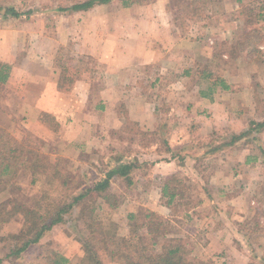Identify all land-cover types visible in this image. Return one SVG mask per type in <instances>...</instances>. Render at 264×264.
<instances>
[{
	"label": "rangeland",
	"instance_id": "rangeland-1",
	"mask_svg": "<svg viewBox=\"0 0 264 264\" xmlns=\"http://www.w3.org/2000/svg\"><path fill=\"white\" fill-rule=\"evenodd\" d=\"M84 1L87 0H0V6L15 7L22 13L32 10L29 16L23 15L18 19L9 17L13 24L19 25L26 31L27 40L32 43L28 51L32 48L33 54L38 56L46 51L54 53L58 39L65 43L69 35L71 42L65 46H58V56L64 60L65 67L82 68L83 64L88 67L90 61L88 62L87 59H94L85 53L76 52L78 47L83 48L80 41L86 39L90 24H98L97 36L102 40L104 37L101 24L110 22L112 13L124 8L122 0H111L106 5L95 6L96 9L91 14L82 13L79 16H72L74 12H59L61 7L70 8ZM262 4L264 0H241L240 3L237 0H141L133 7L148 9L165 6L176 9L180 13L176 18L177 25L182 26V29L178 31L179 35L187 32L184 31L185 25L192 27L197 22L211 21L210 24L214 28L218 27L214 33L209 32L203 35L204 45H209L210 53L214 50L217 58L222 60L221 63L213 65L219 77L226 74L227 69L233 71L234 77L240 76L236 83H233L235 79L229 80L235 90L240 91L242 95L241 107L247 110V113L244 112L247 116L243 117V121L245 118L247 124L253 118L264 122V42L262 40L264 23L258 17ZM196 8L199 11L194 13ZM2 18L0 15L1 20ZM74 22L81 23L83 25L81 30L87 31H78L75 36L72 33L68 34V27ZM198 34L195 33L197 36ZM75 38L77 40L73 41ZM47 39L54 41L51 46L48 45ZM77 59L86 60L77 61ZM75 61L77 64L74 63ZM92 65L95 66L94 62ZM95 67H97L95 70L92 68L95 74H87L91 77L88 80L93 84L92 89L100 88L104 83L103 76L101 78V67L97 64ZM256 68L261 75L259 78L261 80L258 79V75L252 79L249 74H256ZM72 82L69 78L61 87L70 89L73 86ZM255 83L258 84V89L253 90L252 95V90L248 89V92L246 88L256 86ZM260 105L263 111L259 109ZM50 123L54 126L51 128L54 132V136H51V139L54 138L52 141L18 131L8 132L7 140L13 143L12 145L25 146V149L30 151L29 158H34L36 154L43 155L41 159L49 168L51 165H56L55 169L64 173V177L62 174L60 176L69 180L67 188H70L75 195L99 182L102 179L99 173L107 166L115 167L120 164V160H125L134 167H131L130 178L127 180L119 175L112 179V184L107 191L111 196L112 206H105L99 211L98 219L105 229H102L100 234L98 232L95 238L89 235L83 223L84 220H77L78 210L76 209L72 220L54 227L40 244L31 247L18 259H7L6 256L13 245L8 235L20 229L23 218L17 215L6 224H3L0 218V235L6 239L0 241V264H50L56 253L69 258L72 264H79L84 255L83 244L87 241L104 256V264H134V258L121 253V244L115 243L117 238L105 237V235L118 232L119 236H129L128 216L138 213L139 218H143V211H152V209L159 210V216L165 220L167 228L171 227V233L167 234V237L181 235L184 239L187 238L193 249V257L203 261L204 264H232L235 258L234 253L238 254V252L249 256L251 264H261V259L264 260L263 129L258 130L259 133L254 131L240 144L219 150L218 156H213L202 166L197 164L198 171L193 167L191 171L188 170L182 174L181 180L186 186L185 193L190 201V209H187L184 203L188 200L180 199V196L174 201L173 207L159 208L157 198L160 195L162 180L158 182L159 177L156 178L152 174L150 164L136 167L139 164L134 159L135 149L138 146L136 143L124 142L119 134H115L117 135L115 142L109 146L107 144L105 146L107 150L103 151V154L98 153L97 150L93 154L85 150L80 152L78 159L62 158L55 152V143H57L60 129L55 121ZM231 134L229 130L228 132L225 130L224 139L219 144L230 140ZM254 139L256 142H253ZM200 142L201 145L193 144V151L206 150L205 140ZM208 144L209 149L215 146L214 143ZM248 157H255L257 160L246 163ZM77 170L79 173H76ZM14 172L16 174L12 177ZM11 175L2 178L6 185H0V188H4L0 190V214L12 205L30 208L42 197L54 196L59 189H62L63 179L59 182L52 179L50 174L46 175L34 169H15ZM221 177L226 178L223 183L227 189H220L222 183L218 184V180ZM131 181H134L133 183L140 181V184L132 186ZM145 187L148 191L144 189ZM249 200L255 201L254 208L247 207ZM142 223L144 224V221ZM147 229H150L149 225L145 229H140L143 232H138L139 235H147ZM164 237V235H158L150 240L148 237L145 238L149 254L155 257L163 255L162 247L167 245ZM154 242H156L155 246ZM229 248L232 254L226 253ZM112 250L116 253L113 260L106 255ZM235 263L240 264L238 258L235 259Z\"/></svg>",
	"mask_w": 264,
	"mask_h": 264
},
{
	"label": "crops",
	"instance_id": "crops-1",
	"mask_svg": "<svg viewBox=\"0 0 264 264\" xmlns=\"http://www.w3.org/2000/svg\"><path fill=\"white\" fill-rule=\"evenodd\" d=\"M95 9L74 12L72 16L91 14ZM176 12L165 6L121 8L112 13L110 22L101 24L102 40L97 36L98 24H90L87 31L81 30V23L74 22L69 25L68 34L88 32L86 39L80 41L83 48L78 47L76 52L94 58L87 59L88 67L83 64L82 68L65 67L58 56V46L71 42L69 35L67 38L64 35L68 40L65 43L58 39L54 53L46 51L38 56L32 48L28 51L32 43L22 27L9 18L0 19V158L8 150H20L23 157L30 152L22 144L12 145L7 140L8 132H28L52 141L53 121L60 129L55 152L62 158L78 159L85 150L103 154L105 146L114 143L115 134H119L124 142L138 145L134 153L139 162L136 167L150 164L152 174L159 177L158 182L162 180L157 203L163 208L168 207L162 196L167 179L175 177L184 184L181 176L185 171L193 167L198 171V165L218 156L219 150L242 143L254 131L259 133L253 123L261 119L253 118L247 124L245 118L243 121L247 110L241 107L242 95L229 80L235 79L236 83L240 76L234 77L233 71L227 69L219 77L213 69L222 60L214 50L210 53L203 35L214 33L218 27L214 28L211 21L197 22L192 27L185 25L187 32L179 35L182 26L177 25L180 13ZM53 42L47 39L48 45ZM92 62L101 67L104 82L96 89H92L88 80L91 77L87 76L95 74L92 68L97 69ZM257 68L256 74L249 73L252 79L261 76ZM69 78L73 81L72 88L61 87ZM248 89L252 93L258 84ZM259 109L263 111L262 105ZM225 130L232 133L231 138L219 144ZM235 137L241 139L235 141ZM204 140L206 150H192L193 144L201 145ZM209 142L215 145L212 149ZM254 160L257 158L248 157L246 163ZM119 163L129 164L125 160ZM115 167L101 170L100 181ZM218 181L222 183L221 190L227 189L226 178ZM133 182L132 186L140 184ZM144 189L148 191L147 187ZM254 204L255 201L249 200L247 207L254 208ZM152 212L159 215V210ZM228 252L232 254L231 248ZM238 254L234 253L232 264L236 258L240 264H251L249 256Z\"/></svg>",
	"mask_w": 264,
	"mask_h": 264
},
{
	"label": "trees",
	"instance_id": "trees-1",
	"mask_svg": "<svg viewBox=\"0 0 264 264\" xmlns=\"http://www.w3.org/2000/svg\"><path fill=\"white\" fill-rule=\"evenodd\" d=\"M241 0H237L240 3ZM111 0H87L73 5L70 8L61 7L59 12H79L87 11L95 6L106 5ZM141 0H122L123 7H133L138 5ZM197 3L196 1H194ZM193 2V3H194ZM194 3V4H195ZM199 11L198 8L194 9V13ZM32 14V10L22 13L15 7L0 6V15L4 19L9 17L18 19L23 15L29 16ZM259 20L264 23V4L261 6V13L259 14ZM264 42V35L262 37ZM225 88V87H224ZM255 127L264 129L263 123H253ZM239 138H234L236 141ZM8 154L0 158V185H6V182L2 180L5 176H10L15 169L25 167L26 169H34L43 174L49 175L54 180L61 181L62 174L55 169V166H50L43 163L42 156L36 154L34 158L21 156L19 150H8ZM49 160V158H47ZM131 165L120 163L113 168L104 180L97 182L95 185L86 187L84 191L75 195L68 187V179H63L61 183L62 189H59L54 196L42 197L32 207L25 208L21 205H12L8 210L0 214L1 222L6 224L10 222L12 218H16L17 215H21L23 218V224L20 229L8 235V239L13 241L7 259H18L27 252L31 247L40 244L44 237L49 234L54 227L60 224H65L73 219V212L77 209V220H84L86 230L91 238H95V235L101 230L102 227L99 218V211L104 206L111 205V196L107 193L111 184L110 181L114 176H121L124 179L130 178ZM52 171V172H51ZM16 174L14 172L11 176ZM64 177V175H63ZM178 182V183H175ZM166 184L163 186L162 196L166 200L165 204L168 207H173L174 201L180 196V199L186 198L187 194L186 186L182 184L175 177L167 179ZM176 185H173V184ZM4 188L1 187L0 190ZM188 200V199H187ZM187 209H190V201L184 203ZM143 218H139L138 213H132L128 216L129 220V236H119L118 232L111 233V235H105V237H116L114 241L119 243L120 251L124 256L134 258V264H204L203 261H199L193 257V249L187 238H183L181 235L174 237H167V234L171 233V227L167 228V223L157 213L152 211H143ZM90 219H88V217ZM4 217H7L4 219ZM144 221V224L142 223ZM135 222L134 224H131ZM150 226L147 229V235H139L140 229H145L146 226ZM116 230V229H115ZM105 232V231H103ZM1 233V232H0ZM107 233V232H106ZM158 235H164V239L167 241V245L162 247L163 255L155 257L148 253L149 248L145 238H154ZM187 239V240H186ZM5 237L0 235V241H5ZM156 245V242L153 243ZM84 255L80 259L79 264H104L103 255L99 253L95 246L88 241L83 244ZM112 260L115 258L116 253L114 250L106 253ZM105 255V256H106ZM116 260V259H115ZM50 264H72L71 260L60 253H56L52 258Z\"/></svg>",
	"mask_w": 264,
	"mask_h": 264
}]
</instances>
